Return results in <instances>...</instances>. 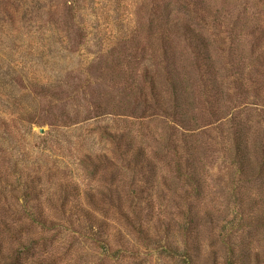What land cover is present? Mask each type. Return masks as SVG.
<instances>
[{"label": "rangeland", "instance_id": "obj_1", "mask_svg": "<svg viewBox=\"0 0 264 264\" xmlns=\"http://www.w3.org/2000/svg\"><path fill=\"white\" fill-rule=\"evenodd\" d=\"M0 264H264V0H0Z\"/></svg>", "mask_w": 264, "mask_h": 264}]
</instances>
